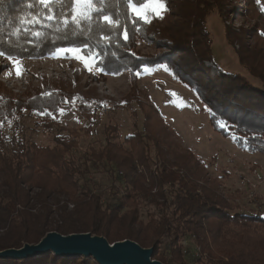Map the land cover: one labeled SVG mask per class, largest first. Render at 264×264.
Wrapping results in <instances>:
<instances>
[{"label":"trees","instance_id":"trees-1","mask_svg":"<svg viewBox=\"0 0 264 264\" xmlns=\"http://www.w3.org/2000/svg\"><path fill=\"white\" fill-rule=\"evenodd\" d=\"M29 2H0V51L20 61L40 60L51 57L56 47L69 41L84 43L50 30H42L40 39L23 35L19 41L10 39L9 32ZM245 3L248 16L256 20L254 27L236 34L227 26L226 37L232 44H241V63L264 87V51L246 43L251 37L264 39L260 35L264 12L256 0ZM166 5L163 20L154 19L147 26L141 22L138 32L129 25L127 40L113 33L108 45L104 41L98 44L95 35L87 41L99 58V78L129 73L131 91L125 102L136 103L143 116L142 131L122 140L119 128L109 125L104 147L91 151L95 165L114 166L115 181H123L121 185L114 182L112 203H105L89 183L80 182L89 171L73 156L80 132L53 119L66 104L77 107L89 122L97 117L98 106L93 107L90 92L83 91L79 71L74 73V84L59 80L50 95H42L36 88L25 100L4 97L1 124L11 122L18 128L28 113L37 115L40 127L58 134L53 147H41L22 134L0 137V251L38 244L50 232L63 236L89 233L110 244L130 240L153 249V259L163 264H186L183 239L189 235L200 251L197 264H264V214L236 212L240 206L222 193V181L211 177L191 150L173 142L164 118L137 84V73L165 66L206 105L214 131L225 138L234 137L243 151L264 154V88L221 70L219 76L212 77L206 66V62L214 63L208 17L217 11L231 20L238 7L230 0H166ZM139 41L152 52L141 50ZM137 114L133 112V116ZM91 130L90 125L85 134L90 135ZM144 203L157 211L150 213L147 221L141 218ZM165 245L166 254L162 252ZM0 264L100 263L93 257L69 258L49 252L27 259H0Z\"/></svg>","mask_w":264,"mask_h":264},{"label":"rangeland","instance_id":"rangeland-1","mask_svg":"<svg viewBox=\"0 0 264 264\" xmlns=\"http://www.w3.org/2000/svg\"><path fill=\"white\" fill-rule=\"evenodd\" d=\"M230 2L238 7V14L233 19L226 20L217 11L208 17L214 63L206 62V66L210 68L212 77L219 76L221 70L241 75L252 85L264 88L248 66L241 63L239 58L241 44L237 41L232 44L226 37L227 26L236 34H240L253 28L256 20L248 16L245 0ZM260 5H264V0H260ZM246 43L257 45L264 51V39L256 41L251 37ZM139 47L144 52H152V49L146 47L142 41H139ZM21 63L23 71L17 78L11 62L0 57V105L4 97L13 96L15 99L25 100L27 94H33L36 88L40 89L42 95H49L55 91V82L65 80L74 84V73L80 72L83 91H89L92 97L91 105L98 106L97 117L93 122H89L81 116L77 107L66 104L61 109L63 114L60 110L53 119L66 128L77 129L80 132L81 137L73 156L89 169L80 182L89 183L105 203H112L114 182L121 185L123 181L119 178L118 182L115 181L117 172L114 166L106 163L95 165L91 161V151L104 147L105 129L109 125L119 128L122 140L137 131H142L143 116L137 104L126 105L125 102L131 91L129 73L99 78L100 68L99 71L95 67L89 71L83 63L71 58L48 57L24 60ZM138 79L139 88L147 94L151 104L160 112L172 131L173 142L191 150L204 163L209 175L222 181V193L236 200L240 206V210L236 212L250 215L253 211H258L264 214V154L243 151L236 145L234 137L225 138L214 131L210 125L209 109L206 105L194 91L176 81L165 66L146 69L144 73L138 75ZM134 111L138 112L137 117L133 116ZM90 125L92 132L86 135V129ZM13 134L31 138L41 147H53L56 144L54 137L58 132L40 127L37 115L25 113L18 128L11 122L0 123V137L7 138ZM151 156L155 158L153 147ZM150 213L157 211L154 206L144 203L141 218L147 221ZM183 245L186 264H197L200 251L194 237L185 236ZM162 252L168 253L166 245Z\"/></svg>","mask_w":264,"mask_h":264},{"label":"snow or ice","instance_id":"snow-or-ice-1","mask_svg":"<svg viewBox=\"0 0 264 264\" xmlns=\"http://www.w3.org/2000/svg\"><path fill=\"white\" fill-rule=\"evenodd\" d=\"M256 3L260 4V0H256ZM260 10L264 12V5H261ZM167 11L166 0H30L18 15L17 24L13 25L9 38L16 37L19 41L23 35L24 38L31 36L32 39H40L44 35L42 30H50L62 33L64 37L82 39L83 44L69 41L66 46L56 47L51 58L75 59L89 71L94 67L99 71L95 50L87 43L88 40L95 35L98 44L104 41L108 45L113 33L127 40L129 25L132 30L141 31L142 26L152 24L154 19L163 20ZM100 33L103 35H98ZM260 35L264 36V32ZM0 57L11 62L19 78L23 71L20 59L3 51H0Z\"/></svg>","mask_w":264,"mask_h":264},{"label":"water","instance_id":"water-1","mask_svg":"<svg viewBox=\"0 0 264 264\" xmlns=\"http://www.w3.org/2000/svg\"><path fill=\"white\" fill-rule=\"evenodd\" d=\"M49 252L62 257H93L100 264H163L153 259V249H144L130 240L110 244L89 233L63 236L50 232L38 244L0 251V259H27Z\"/></svg>","mask_w":264,"mask_h":264}]
</instances>
